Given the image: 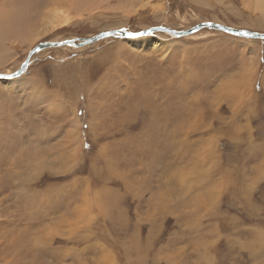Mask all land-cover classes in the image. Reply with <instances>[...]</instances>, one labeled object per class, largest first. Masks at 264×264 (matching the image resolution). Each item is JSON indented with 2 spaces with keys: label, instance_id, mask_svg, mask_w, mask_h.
<instances>
[{
  "label": "rangeland",
  "instance_id": "374dc122",
  "mask_svg": "<svg viewBox=\"0 0 264 264\" xmlns=\"http://www.w3.org/2000/svg\"><path fill=\"white\" fill-rule=\"evenodd\" d=\"M144 1L0 0L28 15L0 72L105 30L264 31L262 0ZM52 6L71 20L48 30ZM137 40L44 49L0 79V264H264V39Z\"/></svg>",
  "mask_w": 264,
  "mask_h": 264
},
{
  "label": "water",
  "instance_id": "95a60500",
  "mask_svg": "<svg viewBox=\"0 0 264 264\" xmlns=\"http://www.w3.org/2000/svg\"><path fill=\"white\" fill-rule=\"evenodd\" d=\"M204 28L205 29L207 28L209 30L222 31L224 33L235 35L241 38L264 39V32L246 29V28H237L222 23H217L214 21L201 22L187 30H177L167 26H155L139 31H130L126 28L105 30L89 37H75L60 41L41 42L38 45H36L34 49H32L28 57L25 59V61L22 63L21 67L17 71H15L14 73L0 72V79L5 80V79H12L21 76L28 68L33 56L44 49L58 48V47L83 48L94 45L101 40L111 37L135 39V38H141L151 34H155L158 32L168 33L173 36L182 37V36L192 35Z\"/></svg>",
  "mask_w": 264,
  "mask_h": 264
},
{
  "label": "bare ground",
  "instance_id": "6f19581e",
  "mask_svg": "<svg viewBox=\"0 0 264 264\" xmlns=\"http://www.w3.org/2000/svg\"><path fill=\"white\" fill-rule=\"evenodd\" d=\"M66 1V0H65ZM74 1V0H73ZM91 1L93 0H75V3L73 5L71 4H67L68 6H74V5H81L86 2V3H90ZM135 1V0H133ZM140 1V0H137V2ZM142 1V0H141ZM258 1V0H257ZM264 0L260 1V2H263ZM56 2V1H55ZM68 2V1H67ZM144 2H147L146 0ZM152 2V1H151ZM59 3V2H58ZM71 3V2H70ZM145 4V3H144ZM147 4V3H146ZM158 4V3H157ZM262 4V3H261ZM264 5V4H263ZM67 6V7H68ZM81 6H78L79 8ZM149 6V5H148ZM66 7V8H67ZM47 9V8H46ZM150 9V8H149ZM45 20H46V28L48 30H54L56 27L62 25V23H65L67 21H70L71 18H70V14L68 11H66L64 8H61L59 6H52L50 7L47 11H45ZM27 10L26 8L24 7H21L19 4H12L10 5L8 8L2 10V12H0V42L1 40L9 35L10 33H19V35L21 34V36L23 37H26L27 34L25 32V23H26V20H27ZM202 22H205V21H202ZM214 22H217V21H214ZM201 23V22H200ZM217 23H222V22H217ZM222 24H225V23H222ZM227 25V24H225ZM238 28V27H237ZM146 29V28H145ZM189 29V28H188ZM205 29V28H204ZM202 29V30H204ZM184 30H187L184 29ZM200 30V31H202ZM256 31H259V30H256ZM47 32V31H45ZM44 32V33H45ZM209 32V31H208ZM222 32V31H221ZM260 32H264V31H260ZM43 31L41 33H38V35H43L44 34ZM160 33V32H159ZM201 33V32H200ZM164 35V34H163ZM171 35V34H170ZM229 35V34H228ZM91 36V35H90ZM173 36V35H172ZM226 36V35H225ZM28 37V36H27ZM236 37V36H235ZM115 38V37H114ZM234 38V37H232ZM136 41H139L137 39H140V38H135ZM48 40V39H47ZM60 41V40H59ZM29 67V66H28ZM251 71V70H250ZM249 71V72H250ZM249 72H246L247 74ZM253 72V71H252ZM8 73V72H7ZM254 76V75H252ZM21 78V77H20ZM14 79V78H13ZM10 81H12V79H10ZM251 89V88H250ZM250 91V90H249ZM251 93V92H249ZM253 97V96H252ZM251 98V96H250ZM253 99V98H252ZM249 101V100H248ZM250 103V102H249ZM140 105H135L132 110L133 111H136L137 109H139ZM147 109H150L151 111V117L149 118L150 120L154 119V118H157L159 117L161 114H163V109H161L159 106H157L155 103L152 102H149V103H146L144 105ZM190 105L188 103H181V107L178 111L179 114L176 115L179 116L181 114L182 111H184L186 108H188ZM194 108H200V106H197V107H194ZM252 108V107H251ZM146 111V109H145ZM149 111V110H147ZM170 111V115L173 114L174 110L173 109H169ZM253 112V111H252ZM147 112H145L144 114H146ZM143 117V116H142ZM159 125V124H158ZM158 125L154 126L153 128H151V130L155 129ZM188 176V175H187ZM192 176V175H191Z\"/></svg>",
  "mask_w": 264,
  "mask_h": 264
}]
</instances>
